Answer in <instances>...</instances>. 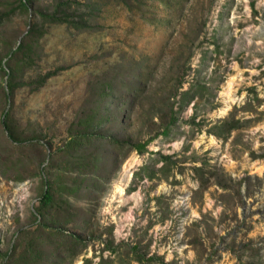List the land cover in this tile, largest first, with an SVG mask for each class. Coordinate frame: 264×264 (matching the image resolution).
I'll return each instance as SVG.
<instances>
[{"label":"rangeland","instance_id":"1","mask_svg":"<svg viewBox=\"0 0 264 264\" xmlns=\"http://www.w3.org/2000/svg\"><path fill=\"white\" fill-rule=\"evenodd\" d=\"M55 1L35 6L48 13ZM78 1L95 10L91 29L49 26L27 85L0 100V147L11 112L22 137L41 134L54 152L71 134L97 130L82 157L99 150L101 160L80 168L61 154L47 170L34 150L14 156L15 166L0 161L1 252L19 230L37 228V169L46 168L52 180L66 172L65 185L84 173L87 189L49 216L83 243L42 264H264V0ZM17 4L0 0V10ZM36 20L33 8L16 14L0 30V55L10 50L1 38L18 46ZM6 81L0 73V89ZM234 120L235 130L222 128ZM144 143V153L131 148Z\"/></svg>","mask_w":264,"mask_h":264},{"label":"trees","instance_id":"2","mask_svg":"<svg viewBox=\"0 0 264 264\" xmlns=\"http://www.w3.org/2000/svg\"><path fill=\"white\" fill-rule=\"evenodd\" d=\"M39 0H18L17 5H4V9L0 10V30L6 28L11 23L15 15L23 12L29 15L30 10L34 9V15H36V22L30 26L27 34L22 37L20 44L11 45L9 36L1 38L3 47L6 46L9 51L5 55H0V73L7 78L6 88L0 89V100L4 105H7L9 98L15 97L16 93L20 91L26 84V74L29 72L34 59V49H38V41L44 38L47 34V29L50 25L65 26L69 29L77 32H87L91 29V20L95 10L92 6L80 3L78 0H56L53 4V10L48 13L39 12L36 9V2ZM17 46L16 50L13 48ZM6 59V61H4ZM51 77L48 75L44 78H40L36 84L38 87L44 85L47 79ZM112 89V86L109 85ZM2 90V92H1ZM3 96V100H2ZM5 111V109H4ZM3 111V112H4ZM172 113H174L172 109ZM3 127L4 144L0 147V161H6L14 165V156H29L28 151H38L41 154L42 163H45L49 158V165L47 170H50L53 164L62 154L63 158H68L74 162L81 161L80 168L85 166L94 165L100 163L101 156L99 150L96 155L88 159L82 157V153L86 152L88 148H92L95 145V140H98L100 133L97 130L91 131H78L71 134L69 142L65 147L60 148L57 152L53 151L51 141L42 143L46 138L41 134H37L32 137H22L20 135L15 118L12 113L3 114L1 120ZM176 123L175 115H172L169 124L164 128V134H167L170 126ZM239 126L238 121H230L224 124V127L228 133L235 130ZM107 135L102 138L106 139ZM109 141V140H108ZM115 143L120 145L115 139ZM126 144V143H123ZM147 144H137L131 148L139 153L146 151ZM29 148V150L27 149ZM89 152V151H87ZM78 156V160L75 158ZM166 160L168 158L166 157ZM17 166V165H16ZM37 169L38 174H42V193L40 196V205L36 207V211L33 214L37 228L33 230H19L17 238L13 243L10 250L3 254L0 250V258L2 262L0 264H42L46 258H58V255L63 251H73L76 246H80L83 243L82 238L76 235L67 234L63 230H55V227H51L49 223V216L53 214L52 206L56 201H63L70 199L69 197L76 196V194L84 192L87 187L85 185L86 175L82 172H77V179L70 178L72 185H65V182L60 180L66 177V172H63L61 177L52 180L51 177H46L45 171ZM40 171V172H39ZM19 181L25 180V177H19ZM60 238L65 242L64 244L54 243V241H60ZM58 244L57 247L49 249L50 245ZM106 250L111 253H115L113 246L109 245ZM48 251V254H46ZM142 262V259H138ZM85 264H92V261L87 259ZM98 264H109L102 260Z\"/></svg>","mask_w":264,"mask_h":264},{"label":"bare ground","instance_id":"3","mask_svg":"<svg viewBox=\"0 0 264 264\" xmlns=\"http://www.w3.org/2000/svg\"><path fill=\"white\" fill-rule=\"evenodd\" d=\"M232 84V83H231ZM226 109L225 112L230 108L229 102H234V91L231 85L228 86L227 91H226ZM264 171V167L259 168V172L262 173Z\"/></svg>","mask_w":264,"mask_h":264}]
</instances>
